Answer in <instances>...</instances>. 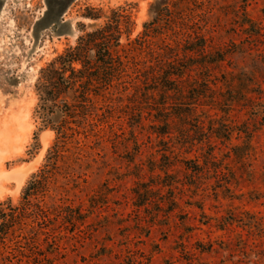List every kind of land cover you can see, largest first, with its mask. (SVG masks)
Here are the masks:
<instances>
[{"label": "rangeland", "instance_id": "374dc122", "mask_svg": "<svg viewBox=\"0 0 264 264\" xmlns=\"http://www.w3.org/2000/svg\"><path fill=\"white\" fill-rule=\"evenodd\" d=\"M122 7L125 67L67 144L61 214L0 264H264V0H0V157L23 144L0 200L55 141L36 108L50 65Z\"/></svg>", "mask_w": 264, "mask_h": 264}, {"label": "trees", "instance_id": "16d2710c", "mask_svg": "<svg viewBox=\"0 0 264 264\" xmlns=\"http://www.w3.org/2000/svg\"><path fill=\"white\" fill-rule=\"evenodd\" d=\"M120 11L102 26L80 35L75 46L68 47L58 56L60 65L55 62L50 65L53 80L51 86L40 94L41 103L36 108L43 125L56 132L55 141L48 149L46 162L31 174L22 188L19 201L14 202L11 197L0 200V248L4 251L9 248L8 253L13 256L39 252L35 244L40 230L35 223L44 228L42 224H48L53 219L52 215L61 214L58 213L60 206L49 204L46 196L52 190L57 174H68L72 168L71 161L77 159L67 153V144L95 108L92 94L107 86L115 75L120 76L124 70L125 61L119 50L123 45L120 41V17L125 8H120ZM125 15L129 16L128 13ZM86 16L100 17L95 9H90ZM149 28L146 26L143 35H147ZM91 51L93 58L90 57ZM63 70L70 72L67 77H64ZM178 70L172 73L178 74ZM69 91H73L71 99L67 95L62 96V92L67 94ZM187 108L190 110L191 107L188 105ZM63 218L70 221L71 217Z\"/></svg>", "mask_w": 264, "mask_h": 264}, {"label": "bare ground", "instance_id": "6f19581e", "mask_svg": "<svg viewBox=\"0 0 264 264\" xmlns=\"http://www.w3.org/2000/svg\"><path fill=\"white\" fill-rule=\"evenodd\" d=\"M48 131H50V130H48ZM50 132L52 133V131H50ZM22 149H23V144H22V143L18 144L17 146H15L14 149L10 150L9 153H7L6 155H3L2 157H0V159H1V163H2V161H3L4 159H6L10 154L20 153V152L22 151ZM16 181H17L18 187H20L21 184H22L23 181H24V175L21 174V175L17 176ZM1 190H2V189L0 188V191H1Z\"/></svg>", "mask_w": 264, "mask_h": 264}, {"label": "built area", "instance_id": "2783aa9c", "mask_svg": "<svg viewBox=\"0 0 264 264\" xmlns=\"http://www.w3.org/2000/svg\"><path fill=\"white\" fill-rule=\"evenodd\" d=\"M28 5H30V3H28Z\"/></svg>", "mask_w": 264, "mask_h": 264}]
</instances>
